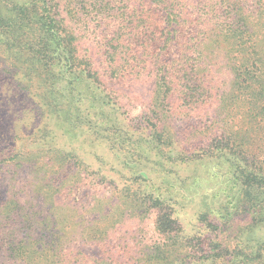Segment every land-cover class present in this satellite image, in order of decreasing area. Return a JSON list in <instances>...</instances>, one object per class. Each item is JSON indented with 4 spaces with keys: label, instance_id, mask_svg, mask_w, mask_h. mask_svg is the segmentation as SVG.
I'll return each mask as SVG.
<instances>
[{
    "label": "rangeland",
    "instance_id": "rangeland-1",
    "mask_svg": "<svg viewBox=\"0 0 264 264\" xmlns=\"http://www.w3.org/2000/svg\"><path fill=\"white\" fill-rule=\"evenodd\" d=\"M4 1L0 12L8 10ZM59 1L76 38L79 67L74 76L81 74V83L74 88L60 80L47 92L32 89L0 54V264H183L216 242L231 250L236 244L259 250L264 214L232 215L228 223L215 219V228L199 220L212 203L204 192L220 188L226 178L222 167L202 161L186 165L160 151L164 138H156L152 121L160 120V130L166 125L177 142L173 149L185 150L187 157L215 132L237 125L233 120L228 125L216 122L211 111L215 107L201 112L187 106L178 90L158 95L159 70L151 60L147 68H135L140 74L131 67L139 63L131 56L136 46L128 43L136 40L132 25L140 24L148 37L154 33L165 39L159 2ZM194 8H184L189 21L164 57H176L184 37L187 41L191 31L196 35ZM55 98L66 107L75 102L71 116L51 105ZM78 99L82 102L77 107ZM103 101L107 104L100 113L97 104ZM88 107L89 121H83L79 116ZM113 125L122 131L107 134L104 129ZM126 130L128 137L122 134ZM258 144L264 148V141ZM249 153L264 163L259 146ZM140 184L177 201L184 236L179 244L165 243L157 232L156 209L145 211L125 200L126 186L133 191Z\"/></svg>",
    "mask_w": 264,
    "mask_h": 264
},
{
    "label": "trees",
    "instance_id": "trees-1",
    "mask_svg": "<svg viewBox=\"0 0 264 264\" xmlns=\"http://www.w3.org/2000/svg\"><path fill=\"white\" fill-rule=\"evenodd\" d=\"M157 1L163 17L162 34L165 39L160 41L154 33L148 37L140 24L132 25L130 29H133L136 40L128 43L136 46L131 56H137L139 63L131 64V67L142 66L145 69L151 60L159 70L158 95L178 90L187 106L201 112L215 107L211 111L215 113L213 119L216 122L224 120L227 124L233 120L237 125L235 128L225 126L221 133L215 132L204 146L187 157L182 154L185 150L177 152L173 149L177 142L174 143V137L166 131V125L160 130V120L152 121L156 138H164L160 140V151H165L162 152L164 155L170 153L172 161L181 159L180 162L186 165L202 161L206 166L217 162L224 170L222 175L226 178L220 188L215 190L214 186L204 192L212 203L199 213L203 225L215 228L218 227L215 219L228 223L232 215L248 212L256 215L255 218L261 217L264 214V163L258 162L259 159L249 151L252 146L264 150L258 144L264 141V0H216L212 3L207 0L196 3L194 0ZM4 2L8 10L0 12V54L15 73H20L32 89L45 88L46 92L60 80L72 83L70 86L74 88L81 83V74L74 76L79 67L75 56L76 38L67 24L65 4L59 0ZM191 7L198 11L197 15L194 13V25L198 29L196 35L191 31L187 41L184 37L185 45L180 44L182 50L176 57H164L163 51L179 39L182 25L189 21L183 13L184 8ZM201 26L205 28L200 32ZM199 34L203 37H198ZM135 72L140 74V69H135ZM50 102L58 112L67 116H71L72 106H75L74 101L73 105L63 106L57 98ZM80 102L82 100L78 99L77 107ZM106 104L105 101L97 104L100 113ZM89 109L79 116L81 120L89 121ZM104 130L109 135L110 131H122L117 125ZM129 133V130L122 132L125 137ZM172 152L178 156L173 157ZM21 165L22 162L16 163L18 167ZM141 180L145 182L144 177ZM142 187L145 186L140 184L131 191L130 186H126L128 195L125 200L145 211L156 209L157 232L165 243L179 244L184 236L179 232L177 201ZM132 194H137L134 199L130 196ZM197 195L202 196L199 192ZM263 251L264 243L254 252L237 244L231 250L222 242H216L209 251L192 256L190 262L185 258L183 264H264Z\"/></svg>",
    "mask_w": 264,
    "mask_h": 264
}]
</instances>
